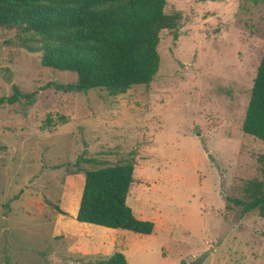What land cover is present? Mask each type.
<instances>
[{"label": "rangeland", "instance_id": "rangeland-1", "mask_svg": "<svg viewBox=\"0 0 264 264\" xmlns=\"http://www.w3.org/2000/svg\"><path fill=\"white\" fill-rule=\"evenodd\" d=\"M164 12L178 25L160 33L156 76L118 96L59 89L76 75L43 67L0 28V99L29 95L0 104V264H100L112 251L127 264H192L209 248L202 264H264V218L232 200L264 182V142L241 129L264 0H166ZM128 161L126 203L153 232L117 230L113 248L84 253L76 234L104 235L58 218V207L71 210L66 179Z\"/></svg>", "mask_w": 264, "mask_h": 264}, {"label": "trees", "instance_id": "trees-1", "mask_svg": "<svg viewBox=\"0 0 264 264\" xmlns=\"http://www.w3.org/2000/svg\"><path fill=\"white\" fill-rule=\"evenodd\" d=\"M165 6L166 0H0V28L15 29L28 52L41 53L43 67L76 75L74 84L59 89H100L118 96L134 86L149 85L156 76L160 33L178 25V15L166 14ZM21 96L29 98L14 88L0 104L4 100L13 104ZM241 129L264 142V48ZM260 162L264 163V155ZM78 172L84 174L74 218L78 223L143 235L153 232L154 224L137 219L126 203L134 182L133 163ZM243 192L244 199H232L241 214L256 210L264 218V182L248 181ZM57 211L67 215L59 208ZM100 264L127 261L122 253L114 252Z\"/></svg>", "mask_w": 264, "mask_h": 264}, {"label": "crops", "instance_id": "crops-1", "mask_svg": "<svg viewBox=\"0 0 264 264\" xmlns=\"http://www.w3.org/2000/svg\"><path fill=\"white\" fill-rule=\"evenodd\" d=\"M83 175H84L83 173L78 172L77 174H73L67 177L66 179L67 185H70L72 187V189L70 190V193L68 194V197H69L68 205L71 206L70 208L71 210L68 211L67 209H64V207H61V206L58 207L62 212L67 214V215H62L61 213H59L58 218H61V219L68 218L70 220L72 217L75 218L77 214L78 206H79L82 188H83L80 186L83 184L82 182L84 181ZM133 176H134V172H133ZM78 181H80L79 184H78ZM77 184L78 186H80V188L78 190L76 189V191H73L75 187L77 188ZM71 222H73L78 227H83V229L93 228V230H97L100 232V234L104 235V238L101 241L99 240V242L96 241L95 239L94 240L89 239L90 240L89 242L86 240L88 236L85 237L83 233L76 234V236L78 237V247L82 252L84 253L90 252V254L97 255L99 254V252L104 251L106 247L113 248L114 242L118 234L117 230L108 229V228H104L101 226H95V225L86 224V223H78L76 220L75 221L71 220ZM86 242L89 244L92 243L93 249L89 248V244L86 246ZM74 248H77V246L75 245ZM112 252L110 253V256L112 255Z\"/></svg>", "mask_w": 264, "mask_h": 264}, {"label": "water", "instance_id": "water-1", "mask_svg": "<svg viewBox=\"0 0 264 264\" xmlns=\"http://www.w3.org/2000/svg\"><path fill=\"white\" fill-rule=\"evenodd\" d=\"M214 249L213 248H209L207 251H205L200 257H198L197 259H195L192 264H202L204 262V260L206 259V257L208 256V254L210 252H213Z\"/></svg>", "mask_w": 264, "mask_h": 264}]
</instances>
